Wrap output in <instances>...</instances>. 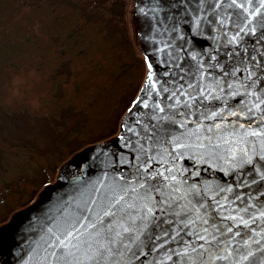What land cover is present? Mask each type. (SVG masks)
I'll use <instances>...</instances> for the list:
<instances>
[{
	"label": "water",
	"instance_id": "95a60500",
	"mask_svg": "<svg viewBox=\"0 0 264 264\" xmlns=\"http://www.w3.org/2000/svg\"><path fill=\"white\" fill-rule=\"evenodd\" d=\"M131 23L145 74L117 132L0 224V264H55L59 229L117 186L109 264H264V0H133Z\"/></svg>",
	"mask_w": 264,
	"mask_h": 264
},
{
	"label": "trees",
	"instance_id": "16d2710c",
	"mask_svg": "<svg viewBox=\"0 0 264 264\" xmlns=\"http://www.w3.org/2000/svg\"><path fill=\"white\" fill-rule=\"evenodd\" d=\"M106 25L73 0H0V108L43 118L57 133L65 127L63 113L81 117L57 139L59 155L50 169L43 152L10 141L0 127V150L25 153L45 171L41 180L18 178L3 188L0 223L30 202L73 152L115 133L117 126L103 130L121 102L126 100L119 117L135 96L145 61L134 39L116 53Z\"/></svg>",
	"mask_w": 264,
	"mask_h": 264
},
{
	"label": "rangeland",
	"instance_id": "374dc122",
	"mask_svg": "<svg viewBox=\"0 0 264 264\" xmlns=\"http://www.w3.org/2000/svg\"><path fill=\"white\" fill-rule=\"evenodd\" d=\"M73 1L79 3L87 14L105 18L107 22L105 30L111 34L113 49L116 53L123 52L126 42L134 39L130 20L132 0H109V3H104L103 0ZM54 20L56 21V18ZM125 102L126 100H123L119 108L113 111L109 123L103 130L105 134L110 130H114L117 126L118 115ZM63 114L61 121L65 124V127L57 133L43 118L32 117L26 113L7 114L0 108V127L3 135L10 141H26L43 152L47 157V168L50 169L59 155L58 148L55 145L57 139L66 136L68 127H72L81 119L79 114ZM44 177L45 171L27 154L0 150V193L8 183L14 182L18 178L41 180ZM27 195L25 193L20 197V203L27 200Z\"/></svg>",
	"mask_w": 264,
	"mask_h": 264
},
{
	"label": "snow or ice",
	"instance_id": "6c2138e0",
	"mask_svg": "<svg viewBox=\"0 0 264 264\" xmlns=\"http://www.w3.org/2000/svg\"><path fill=\"white\" fill-rule=\"evenodd\" d=\"M215 115L213 113V116ZM261 119L264 120V117ZM258 134L256 132L251 133L254 136ZM148 183L150 188L155 187L151 181ZM140 187L143 188L144 185L141 184ZM149 190L145 189L146 192ZM131 191L135 192L136 190L131 189ZM120 192H124V195H119ZM128 194V190L121 186L101 193L99 199L92 202V206H86L80 216L59 229V234L55 235L50 244L53 249L51 255L55 264H85V262L86 264H109L114 253L119 251L113 245L118 240L122 243V239H120L122 232L118 230V226L122 227L119 225V221L124 219L131 207L126 200ZM245 211L247 210L245 209ZM261 215L264 216V213ZM204 223L207 221L205 220ZM241 223L247 226L248 221L241 220ZM128 231L129 229L123 228V233ZM204 231L207 232V229ZM227 231L231 232L232 229L228 228ZM197 239L203 240L205 237L197 235ZM199 247L203 249L204 245L200 244ZM217 259H228V257L218 256ZM243 259H247V257H243Z\"/></svg>",
	"mask_w": 264,
	"mask_h": 264
}]
</instances>
